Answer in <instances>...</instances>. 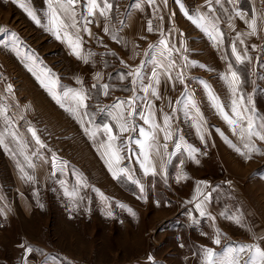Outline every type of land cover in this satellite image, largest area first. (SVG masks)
<instances>
[{
    "label": "crops",
    "instance_id": "crops-1",
    "mask_svg": "<svg viewBox=\"0 0 264 264\" xmlns=\"http://www.w3.org/2000/svg\"><path fill=\"white\" fill-rule=\"evenodd\" d=\"M138 2L140 0H111L114 7L109 13L108 18L105 19L104 17H100L98 13L92 17L87 16L86 0H78V3L75 5V12L79 28L78 35L81 40L80 54L82 58L77 59L72 54V49L64 38V31L59 33L61 38L57 39L56 35L50 30L49 0H42L41 4L44 3L45 12L42 21L44 22L46 33L50 30V35L44 36L41 39V42L45 44V49L37 50V47L33 46L34 49L29 47L30 51L22 52L14 48V57H12L14 65L18 67L16 72L19 82L25 78L26 83L32 86V88V81L35 79V76L38 73H42L36 69L38 60H42V65L46 68L45 77L49 76L47 68L53 69V64L56 62H60L61 70H67H62L60 73V76L63 77L66 83V85H62L60 94L65 107L62 108L60 104L54 103L51 96L47 97L50 106L60 107L61 120L69 124L66 127L68 130L67 136L61 141L62 144L66 142V146H64L65 150H60L61 160L60 164L57 165L58 168H56L57 172L60 171L67 174V179L64 178L66 186L70 188H73L74 185L76 187L79 186L80 182L78 180H76L78 182H74L75 178L73 177L84 180V183L90 187L99 185L98 180L104 181L107 179L112 186V190L114 188L115 194L121 197L114 196L115 199L117 201L121 199L119 202L124 203L123 206L129 209L130 200L124 198L123 193H127V191L122 187V183L129 184L127 179L135 163L140 164L137 166L138 171L144 172V169L141 167V164L144 162V156L141 155V148L137 143L144 140L140 135L141 128L145 132L154 133L155 135V139L148 142L150 147L145 149L149 156L148 164L155 169V174L159 173L161 176H165L168 158L163 153V150H165L164 142L177 139L181 124H187L184 130L188 139L193 140L190 142L192 143V146H190L198 150L203 145L206 148L205 150H216L217 159L224 172L227 173L228 158L225 150H234L230 147V143L238 147L237 140H234L238 133H233L231 126L223 118V115L214 107L204 84H207L212 93L219 98V103L223 106L224 114L230 119H235L232 114V101L234 99L238 104L250 109L248 115L253 116L257 124L264 118V63L262 64L259 60L260 56L264 55V40L262 41L260 38L261 35L264 36V20L260 19L261 15L264 14V7L260 6V0H233V3L222 0L224 4L223 8L214 5L219 15L218 27L223 33V42L216 46L184 15L185 12L192 15L198 12L206 13L207 6L205 5V0H157V3L154 5H149L145 0V2L141 3V7L137 9L135 4ZM21 4L24 7H21ZM24 8L32 11L37 17L35 0H16V2H13V0H0V28L7 30L6 32L0 31V51L2 50L5 53V47H10L11 34L16 31L14 27L19 25L21 29L24 28L22 33H25L27 26L29 27L28 31H30L31 24L35 25ZM236 12L243 13V18L237 16ZM16 13L22 14L27 22H22L21 18L16 16ZM253 13H255V16H253ZM60 15L64 16L62 12ZM38 19L41 20L40 17ZM253 19L257 21V34L247 35L250 29L245 21L250 22ZM86 20H91L92 22L86 24ZM149 20L152 21V32L147 31ZM68 23H71V21L69 20ZM85 26L90 30L91 35L83 31ZM105 27L109 28L108 33H105ZM67 31L71 34L77 32L73 28H68ZM161 31H163L164 37L170 44L174 46L171 60L175 62V67L167 71L165 67H158V65L166 66L169 60L160 56L157 48L149 49V45L158 44L161 38ZM237 33L242 34L240 38L244 40L243 44H240L236 40ZM30 34L27 36H30ZM113 36H116L117 39H113ZM234 41L238 53L242 57L247 56V59L243 63L237 62L235 56L232 55L231 47ZM145 51L149 54L145 55ZM89 53L93 55L89 56ZM15 54L18 55V58ZM85 56H88L87 63L83 59ZM1 59L5 60V57H0V61ZM121 61L124 63L122 64ZM1 62L0 68L3 70V77L0 80V96L7 102V106L10 108H4L6 111L4 115L0 116V122H23L25 119L22 115L23 107L27 106L30 97L25 96V99H23L21 96H17L16 91L19 88L12 86L8 81L12 65L4 64L3 61ZM200 65H204L205 67H200ZM137 66H141V76L135 85L131 83L130 77H125L124 80L120 79L122 74L132 71ZM229 66L240 78L235 95H233L227 82L221 79L222 74L228 75ZM154 71L159 73L161 81L156 86L160 99L143 91L144 87L152 83ZM168 72L171 74V81L168 80ZM97 73L100 74L99 78H97ZM178 73L194 80L196 83L197 90L201 94V97H203V119L208 125V131L203 130L202 127H198V123L200 122H198L199 120H197L196 115L194 116L189 112L181 110L182 105L189 106V97L184 93L183 85H181L180 80L177 78ZM47 80L45 79V81ZM105 83L110 86L107 96L103 94V91L99 87L93 88L94 84L103 85ZM246 84H248L247 89L249 88V84H251L252 86L249 90L260 92L262 95L258 96L257 93L249 102V98H246L247 96L245 95V91H247ZM8 85L12 86L11 92L6 90ZM133 87H135V92H133ZM69 89H83L88 94L89 99L87 100V104L89 107L86 110L81 109L80 111L81 113L87 111L90 119L83 117V115L80 116V119L84 123L83 127L69 111L65 110L73 106L71 98H65L63 95ZM62 90L64 91L62 92ZM133 96H135V103L133 105L135 114L131 118L130 130L121 134L115 126V121L109 116V111L114 113L116 111L112 108L114 104L118 101H127ZM149 105H151V111L154 113L153 118L155 123L163 126V116L168 115L170 117L171 127L169 130L172 136L167 141L164 139L163 132L150 128L149 124H146L141 118L142 115L149 113ZM100 109L106 110L101 112ZM182 114L184 115L183 118H181ZM105 123L113 127V131L118 137L116 143L120 145L121 160L119 163L113 161L112 168L114 171L119 168L126 169L127 176L120 174L114 178L112 172L109 171L106 160H109L110 157L105 155L107 137L103 131L97 132L94 138L85 132V128L95 130L96 126ZM28 136L30 137L29 133ZM201 136H203V140H201ZM19 137L18 135L16 137L18 141H20ZM17 140L16 144L20 145V142H17ZM253 143H255L256 148L259 150H264V141L257 140L256 142L253 141ZM18 144L17 148L13 149L12 155H10L12 165H10L8 171L12 181V188L16 194L14 195L16 196V202L18 201L20 216L21 218H29L32 204L30 198L22 194L24 187L23 183H21V174L19 173L22 172V159ZM5 152L7 151L0 150V153L6 157ZM132 154L136 157L134 158V162L130 163L131 160L129 161V159H131ZM257 159L261 161V158ZM44 166V163L41 162L35 164L31 169L35 179L38 176L39 178L44 177L43 181L49 178L50 173L45 172ZM252 169L253 171L258 170V174L260 175L258 183L256 182L258 192L257 190L255 191L259 205L257 207L253 206L251 209L250 205L246 203L247 210H242V213L243 216L246 215L247 219L252 221L255 232L260 238V236L264 235V177L262 176V173H264V160ZM74 173L76 174L74 175ZM151 174L149 172L145 177L149 178ZM214 182L210 184L212 185ZM0 183L4 187L2 184L4 181ZM109 183L108 185H110ZM236 189L238 192L236 201H241L239 196L242 197L245 194H242V192L240 194V189ZM75 194L77 196H74L72 193L68 200L74 206L78 205V210L82 209L79 215L83 217V208L79 204V201L83 202V198L80 197L79 191ZM194 196H196V192ZM137 198L140 202H142L141 199H144L142 195L141 197L137 196ZM0 214L5 221L10 220V214L7 211L1 210ZM4 222L0 220V223H3V225Z\"/></svg>",
    "mask_w": 264,
    "mask_h": 264
},
{
    "label": "rangeland",
    "instance_id": "rangeland-1",
    "mask_svg": "<svg viewBox=\"0 0 264 264\" xmlns=\"http://www.w3.org/2000/svg\"><path fill=\"white\" fill-rule=\"evenodd\" d=\"M35 2L37 19L41 18L40 24H31L30 31L27 26L25 33H22L24 28L21 29L19 25L14 27L16 39L11 37L10 47H5V53L0 51V57H5V60L1 61L12 65L8 81L12 86L19 88L16 91L17 96L23 99L25 96L30 97L27 106L23 107V122H0V134L4 135L8 148L5 152L7 158L0 153V182L4 181V187L0 183V212L5 210L10 214L9 221H5L1 217L2 213L0 214V220L5 221L4 225L0 223V264H26L27 261L28 264H202L199 254L203 248L222 252L223 248L230 244H259L264 247V235L259 238L252 221L242 213V210H247L246 203L251 209L259 205L255 191L258 192L256 184L260 175L258 170L253 171L252 168L264 160V150L252 153L250 159L239 155L235 150H225L228 158V170L225 173L217 159L216 150H205L202 145L194 153V159L189 157L184 145L192 146L190 142L193 140L188 139L184 130L187 124H181L176 140L164 142L163 153L168 158L165 176L158 173L151 174L149 178L145 177L143 171H138L137 166L140 164L135 163L130 176L138 183H133L130 179H127L128 185L122 183V187L127 191L123 195L125 199L130 200L131 212L123 206L124 203L119 202L121 199H115L114 196L119 195L115 194L107 179L98 180L100 186L90 187L84 180L73 177L74 182H80L79 186H66L64 178L67 179V174L57 172L56 168L61 160L60 150H65L66 142L62 144L61 141L67 136L66 127L69 124L61 120L60 107L50 106L47 97H53L41 84V81L49 84L54 80L56 83L52 91L60 96L62 85H66L60 76L63 70L60 62L54 63L53 69L47 68L49 76L45 77L46 68L42 65V60H38L36 69L42 73L35 76L32 88L25 78L19 82L16 72L18 67L12 61L14 48L22 52L30 51L29 47L45 49L41 39L50 35V30L46 33L42 21L45 15L44 3L41 4L42 0ZM260 6L264 7L261 0ZM16 16L20 17L22 22H27L22 14L16 13ZM28 34L30 36H27ZM260 38L264 40L263 35ZM16 56L18 58V55ZM259 60L263 64L264 55L260 56ZM20 69L23 70L21 67ZM2 73L0 68V80ZM189 82L194 84L192 92L185 87ZM181 85L188 97H191L192 93L200 97L198 103L201 114L197 115L190 105H182L181 110L196 115L200 122L198 127L208 131V125L203 119V97L198 92L196 83L183 76ZM245 86L247 89L248 84ZM251 86L249 84L245 91L246 98H253L257 93L258 96L262 95L260 92L249 90ZM0 98V107L9 109L7 102L1 96ZM53 101L57 103L55 99ZM183 117L182 114L181 118ZM29 127L36 131L44 147L36 144L28 132ZM12 132L20 136V145L17 144L21 150L22 172L19 173L24 187L22 194L27 195L32 204L29 218L20 216L18 201L16 202V194L9 177L8 168L12 165L10 155L13 149L17 148V138H12ZM234 140H237L238 147L243 150L238 134ZM253 141L256 142L257 139H252V143ZM177 143L182 145L180 149L176 148ZM202 148L204 150H200ZM0 150L5 148L0 146ZM135 157L133 154L131 159L128 157L130 163L134 162ZM257 158H261V161ZM29 162L32 167H29ZM41 162L45 165V172L50 173L49 178L44 181V177L38 176L35 179L31 170L35 164ZM138 175L140 177L137 178ZM29 176L31 179H28ZM262 176L264 177V173ZM211 182L214 183L211 185ZM140 186H143V192L140 191ZM236 188L240 189V194L242 192L246 196H239L241 201H236ZM78 191L83 198V202L79 201L83 208V217L79 215L82 209L78 210V205L74 206L68 200L72 193L77 196L75 193ZM195 192L199 200H202L203 196L209 197L203 202L205 216H200L195 208V203L199 202L193 200ZM141 195L144 198L141 199L142 202L137 200V196ZM234 218H238L240 222L236 223ZM217 232L221 234L220 245L213 243ZM21 244L31 247L33 251L26 254L25 248L20 247ZM149 256L153 258L152 261L148 260Z\"/></svg>",
    "mask_w": 264,
    "mask_h": 264
},
{
    "label": "snow or ice",
    "instance_id": "snow-or-ice-1",
    "mask_svg": "<svg viewBox=\"0 0 264 264\" xmlns=\"http://www.w3.org/2000/svg\"><path fill=\"white\" fill-rule=\"evenodd\" d=\"M13 2H16V0H13ZM145 2V0H140V2L135 4V7L139 9L141 7V3ZM146 2L149 5H154L157 3V0H146ZM228 3H233V0H227ZM262 3H264V0H261ZM78 3V0H49V13H50V25H51V31L54 35H56L57 39H60V32L64 31V38L67 40L69 47L72 49V54L77 57V59H81L80 54V46H81V40L80 36L78 35L79 28L78 23L76 20V12H75V5ZM205 5L207 6V12L206 13H196L195 15L189 14L188 12H185L184 15L187 19L191 21L193 25H195L198 29H200L208 38L210 41L213 42V45L216 46L217 44H220L223 42V33L218 27L219 23V15L216 12L215 6H219L220 8L224 7V4L222 0H205ZM21 7H24L23 4L20 5ZM114 5L111 3V0H86V9H87V16L92 17L95 16L97 13L100 17H104L105 19L108 18L109 13L113 10ZM27 15L38 25L40 24V20L37 19L36 15L30 11L27 8H24ZM63 13L64 16L62 17L60 13ZM237 16H240L243 18V13L236 12ZM253 16H255V13H253ZM261 20H264V14L260 17ZM71 21V23H68V21ZM91 20H86L87 23H91ZM248 25L250 31L247 33V35H256L258 26L256 19H253L252 21H245ZM68 28L76 29L77 32L75 34H71L67 31ZM0 31H7L4 28H0ZM83 31L91 35L90 30L85 26L83 28ZM105 33L109 32V28H104ZM148 32L153 31L152 27V21H148ZM12 38L16 39V34L12 33ZM161 38L158 41L157 45H149V49L151 48H157L159 50V54L162 57H165L169 60V63L164 65H158V67H165L166 71L168 69H171L175 67V62L171 60V53L173 49V45L170 44V42L164 37L163 31L160 32ZM242 34L237 33L236 40L239 41L240 44L244 43V40L241 39ZM113 39H117L116 36H113ZM232 55L235 56L236 61L239 63H243L245 59H247V56L245 55L242 57L236 47L235 41L232 44L231 47ZM149 53L145 51V55H148ZM89 56L93 55L92 53L88 54ZM114 55V54H113ZM84 62H88V56L83 57ZM123 64L124 62L121 61ZM143 63V62H142ZM200 67H205L204 65H200ZM31 71V69H29ZM141 76V66H137L132 71L122 74L120 76L121 80H124L125 77L131 78V83L135 85L138 81V79ZM100 77V74L97 73V78ZM177 78L180 80L181 83H183V76L179 73L177 74ZM221 79L225 80L231 89L233 95L236 94L240 78L237 75L235 71L231 70V66H229V73L228 75H221ZM168 80L171 81L172 77L170 72H168ZM55 81L52 80L49 82V84H45L44 81H41L42 86L46 87L49 91V93L52 95L53 99L56 100L58 104L63 108L65 107L62 103L61 97L56 95L52 88L55 86ZM161 83L159 79V73L157 71H154L152 74V83L149 84L147 87L143 88L144 92L150 93L152 96L156 97L157 99H160V96L157 92V85ZM99 87L104 95L109 94V88L110 86L108 84L103 85H93V88ZM205 89L208 92V95L213 102L214 107H216L220 113L223 115V118L226 120V122L231 126L232 131L234 134L239 135L240 140L243 144V150L240 147H237L234 144H231L230 147H232L239 155L244 156L246 159L251 158L252 153H259L260 150L256 148L255 144L252 143V139L255 138L260 141H264V118L261 119V122L259 124L256 123V120L253 116L248 115L250 109L247 107H244L237 103V101L234 99L232 101V114L235 117V119H230L227 115L224 114L223 106L219 103V98L212 93L211 89L207 84H204ZM8 92L12 91V86L8 85L7 89ZM133 92H135V87H133ZM64 97L68 98L70 97L73 101V106L70 108H66V111H69L74 118L77 119L78 123L81 124V126H84L83 120L80 119V116L83 115V117L90 119L88 117L87 111H84L81 113V109L86 110L89 106L87 104V100L89 99L88 94L83 90H74L69 89L64 92ZM242 99V97H241ZM251 98L249 97V102ZM135 103V96L130 97L127 101H118L116 104L112 106L113 109L116 111L113 113L112 111H109V116L113 121H115V126L118 129V131L123 134L125 132H128L130 130L131 125V118L135 114V110L133 108V105ZM189 105L193 110L196 111L197 115H199V110L196 106L195 99L192 97H189ZM132 109V110H127ZM149 113L147 115H142L141 118L144 120L146 124H149L150 128L163 132L164 139L167 141L171 138L172 133L169 130L170 125V117L168 115L163 116V126L155 123L154 121V113L151 111V105H149ZM106 109H100L101 112L105 111ZM6 109L3 107H0V116L4 115V112ZM5 119H7L5 117ZM103 131V133L107 137V145H106V152L105 155L109 156L110 159L106 160V163L108 165L109 171L112 172L113 177L116 178L118 175H128L126 169L119 168L118 170H113L112 168V162L115 161L116 163H119L121 160L120 156V145L116 143L118 137L113 131V127L105 123L100 126H96L95 130H90L89 128H85V132L90 137H95L97 135V132ZM199 131V129H197ZM28 132L31 133L32 138L35 140L36 144L40 145L41 147H44V145L41 143V140L39 136L37 135L36 131L29 127ZM13 139H16L17 133L12 132L10 134ZM140 135L144 138L143 141H138L139 147L141 148V155L144 156V162L141 164V167L144 169L145 175L149 174L151 172L153 175L155 174V169L152 168L148 164L149 156L148 153L145 151L147 147H150V144L148 143L151 140L155 139L154 133L145 132L143 128L140 129ZM201 140H203V136H201ZM17 142H19L17 140ZM0 146L4 147L7 151V144L5 143L4 135L0 134ZM103 146V145H102ZM166 147V145H165ZM182 145L180 143L176 144V148L180 149ZM185 151L188 152V155L190 158H195L194 153L198 150L195 148H192L190 145H184ZM246 150V151H245ZM27 159V158H26ZM33 165L31 162H29V167H32ZM183 178V177H181ZM28 179H31L29 176ZM128 179L132 180L131 176H128ZM133 183H138L135 180H132ZM140 191L143 192V186H140ZM199 192V190H197ZM202 195V194H200ZM208 196H203L202 200H199V196H194L193 200H198L199 202L195 203V208L199 212L200 216H205L206 212L204 210V201L208 200ZM129 212H131V209H129ZM134 215V213H132ZM234 221L236 223H239L238 218H234ZM220 233L217 232L215 238L213 239V243L216 245H220ZM20 247L25 248V253L32 252L33 249L31 247H25V245L21 244ZM200 259L202 261V264H264V247H261L259 244H230L227 247L223 248L222 252L214 251L211 248H203L200 251ZM152 257L149 256L148 260L152 261Z\"/></svg>",
    "mask_w": 264,
    "mask_h": 264
},
{
    "label": "built area",
    "instance_id": "built-area-1",
    "mask_svg": "<svg viewBox=\"0 0 264 264\" xmlns=\"http://www.w3.org/2000/svg\"><path fill=\"white\" fill-rule=\"evenodd\" d=\"M185 87H186L187 90H189V92H192V89L194 88V84L189 82L188 84L185 85ZM191 97L195 99L196 106H197V108L199 110V113H201L200 107H199V103H198L200 97H198V95L196 93H192ZM0 227H1V225H0Z\"/></svg>",
    "mask_w": 264,
    "mask_h": 264
},
{
    "label": "bare ground",
    "instance_id": "bare-ground-1",
    "mask_svg": "<svg viewBox=\"0 0 264 264\" xmlns=\"http://www.w3.org/2000/svg\"><path fill=\"white\" fill-rule=\"evenodd\" d=\"M200 111H201V109H200ZM201 114V113H200Z\"/></svg>",
    "mask_w": 264,
    "mask_h": 264
}]
</instances>
